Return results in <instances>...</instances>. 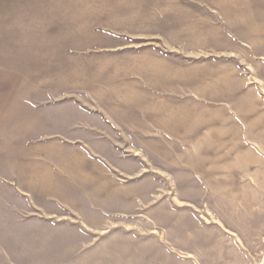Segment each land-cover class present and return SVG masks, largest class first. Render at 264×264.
Wrapping results in <instances>:
<instances>
[{
    "label": "rangeland",
    "instance_id": "rangeland-1",
    "mask_svg": "<svg viewBox=\"0 0 264 264\" xmlns=\"http://www.w3.org/2000/svg\"><path fill=\"white\" fill-rule=\"evenodd\" d=\"M83 8L39 127L53 189L0 185V264H261L264 0Z\"/></svg>",
    "mask_w": 264,
    "mask_h": 264
},
{
    "label": "crops",
    "instance_id": "crops-1",
    "mask_svg": "<svg viewBox=\"0 0 264 264\" xmlns=\"http://www.w3.org/2000/svg\"><path fill=\"white\" fill-rule=\"evenodd\" d=\"M83 6L94 10L95 0H0V185L11 191L39 198L53 189L56 152L47 151L39 127L47 125L48 106L62 101L64 64L78 54ZM74 154L85 184L90 162L80 164ZM60 155L69 168L72 152Z\"/></svg>",
    "mask_w": 264,
    "mask_h": 264
},
{
    "label": "bare ground",
    "instance_id": "bare-ground-1",
    "mask_svg": "<svg viewBox=\"0 0 264 264\" xmlns=\"http://www.w3.org/2000/svg\"><path fill=\"white\" fill-rule=\"evenodd\" d=\"M142 196H144V194L142 195ZM147 196V195H146ZM148 200H150V198H147L145 201L147 202ZM167 215V214H166ZM170 221V220H169ZM164 223H167L168 221H166V220H164L163 221ZM151 225V224H150ZM149 224H148V226H150ZM154 225V224H153ZM234 225V224H233ZM145 226H146V224H145ZM148 226H146V228L148 227ZM235 235V234H234ZM232 243H234V242H232ZM231 243V244H232ZM179 244H177V246H178ZM184 245L186 246V244L184 243ZM235 245V244H234ZM234 245H232V247L234 246ZM182 246V245H181ZM188 247V246H187ZM231 247V248H232ZM183 248H184V246H183ZM190 248H191V246H190ZM192 249V248H191ZM235 252V251H234ZM191 257V256H190ZM261 264H264V260L262 261V263Z\"/></svg>",
    "mask_w": 264,
    "mask_h": 264
}]
</instances>
